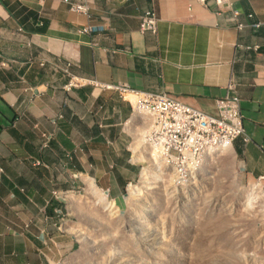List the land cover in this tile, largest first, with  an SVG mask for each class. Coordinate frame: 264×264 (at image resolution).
<instances>
[{
    "label": "crops",
    "instance_id": "obj_1",
    "mask_svg": "<svg viewBox=\"0 0 264 264\" xmlns=\"http://www.w3.org/2000/svg\"><path fill=\"white\" fill-rule=\"evenodd\" d=\"M85 1L89 17L62 0H0V264H57L67 244L55 195L93 181L117 200L139 174L125 131L134 98L92 84L67 86L64 70L166 93L211 116L232 79L250 139L236 138L232 147L247 178L264 177V0H230L261 24L240 32L196 0ZM14 3L46 21L45 32L23 29L8 10ZM146 10L157 17L156 34L139 32ZM105 23V31L80 32ZM237 44L258 51L240 52Z\"/></svg>",
    "mask_w": 264,
    "mask_h": 264
},
{
    "label": "rangeland",
    "instance_id": "obj_2",
    "mask_svg": "<svg viewBox=\"0 0 264 264\" xmlns=\"http://www.w3.org/2000/svg\"><path fill=\"white\" fill-rule=\"evenodd\" d=\"M222 164L214 180L194 195H181L172 188L175 193L169 186L154 188L151 211L141 212L144 216L132 227L123 219L105 216L79 180L74 188L62 189L55 195L64 200L57 227L67 247H61L57 264H264V217L260 216L264 212L243 208L235 187L258 182L245 176L236 156L235 179L230 169L222 171ZM137 181L138 176L131 183ZM127 186L121 197L113 199L121 213L131 211L125 201ZM47 207H38L37 220Z\"/></svg>",
    "mask_w": 264,
    "mask_h": 264
},
{
    "label": "built area",
    "instance_id": "obj_3",
    "mask_svg": "<svg viewBox=\"0 0 264 264\" xmlns=\"http://www.w3.org/2000/svg\"><path fill=\"white\" fill-rule=\"evenodd\" d=\"M68 4L70 11L89 17V5L83 1L62 0ZM196 3L215 16L229 18L230 26L238 32L249 27L258 29L260 22L254 21L252 12L244 13L234 6L230 0H196ZM240 16L246 22L240 21ZM107 23L102 25L87 24L80 32H102ZM157 17L153 10H146L140 17L139 32L156 34ZM240 52H257L258 46H241ZM68 79L67 86L92 84L99 88L113 89L123 98L127 95L134 98L132 103L135 118L125 124V131L130 136V157L132 163L141 164L138 181L143 166L152 162L155 172L161 175L171 191L181 195H194L209 184L218 175L219 167L226 159L223 150L229 149L234 154L232 142L242 138L244 142L250 139L244 133L243 116L239 107V97L236 84L232 79L226 86L225 95L215 100L216 116L205 114L189 107L166 93L139 92L127 85L99 84L94 80H82L64 70ZM129 123V124H128ZM133 127V128H131ZM132 129V132L130 130ZM242 169V166H239ZM264 177L256 178L262 183ZM132 183L129 182L128 186ZM127 186V187H128ZM175 190H173V189ZM175 192V193H177Z\"/></svg>",
    "mask_w": 264,
    "mask_h": 264
},
{
    "label": "bare ground",
    "instance_id": "obj_4",
    "mask_svg": "<svg viewBox=\"0 0 264 264\" xmlns=\"http://www.w3.org/2000/svg\"><path fill=\"white\" fill-rule=\"evenodd\" d=\"M223 153L225 156H227L226 159L224 158L227 162L224 161L225 163L222 164V171H224V169L227 168L230 169L231 172L230 170L228 169L227 170L229 171L231 177L235 179L237 174L236 171L234 170V154L229 149H224ZM148 162L149 165L143 167L141 172L142 174L140 173L142 179L139 180L138 184L136 185L131 184L127 188V195L125 196V201L129 204V210H131L128 211L127 213L125 212L121 213V211L118 209L117 205L115 204L114 200L113 199L108 200L106 193L100 190L94 184L93 181L88 182L87 190L91 196L96 198L95 203L98 204V206H100L106 212L105 216H114V217H118L119 219H123L125 220L126 224L129 227H132L134 220L138 222V220L141 219V217H143L144 215H146V213L151 211L150 199H152V195L153 193H155L154 188H157L159 186H167V185L165 184L164 180H158L159 177L157 175V172L153 170L152 162L150 160ZM159 182L160 184H158ZM161 183L163 185H161ZM234 183L235 181L233 180L232 184ZM235 185L237 192L240 193L242 196V205L244 206L243 208H245L247 211L252 213H253V208H258L257 209L258 213L264 212V189L259 183L249 184L247 187L244 188L243 187L240 188L239 184H235ZM66 198L68 202L74 204L71 196H68ZM141 212H143L144 215ZM140 213L142 214V216H140ZM263 214L264 213H262V215L260 214V216L264 217ZM125 222L123 221V223ZM138 225L140 224L138 223ZM76 233H77L76 236L79 235L78 232Z\"/></svg>",
    "mask_w": 264,
    "mask_h": 264
},
{
    "label": "trees",
    "instance_id": "obj_5",
    "mask_svg": "<svg viewBox=\"0 0 264 264\" xmlns=\"http://www.w3.org/2000/svg\"><path fill=\"white\" fill-rule=\"evenodd\" d=\"M8 10L18 19L22 28L30 32L44 33L47 27V22L39 20L36 13L27 10V8L20 6L18 3H14L12 7H8ZM41 21L40 26H35Z\"/></svg>",
    "mask_w": 264,
    "mask_h": 264
},
{
    "label": "water",
    "instance_id": "obj_6",
    "mask_svg": "<svg viewBox=\"0 0 264 264\" xmlns=\"http://www.w3.org/2000/svg\"><path fill=\"white\" fill-rule=\"evenodd\" d=\"M105 193H106V195L108 194V192L107 191H104ZM62 201H64L63 199H61Z\"/></svg>",
    "mask_w": 264,
    "mask_h": 264
}]
</instances>
